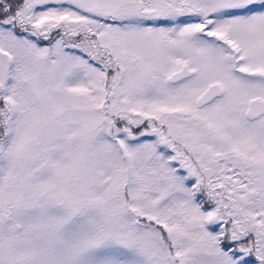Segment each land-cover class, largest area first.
I'll use <instances>...</instances> for the list:
<instances>
[{
  "label": "snow or ice",
  "instance_id": "6c2138e0",
  "mask_svg": "<svg viewBox=\"0 0 264 264\" xmlns=\"http://www.w3.org/2000/svg\"><path fill=\"white\" fill-rule=\"evenodd\" d=\"M0 264H264V0H0Z\"/></svg>",
  "mask_w": 264,
  "mask_h": 264
}]
</instances>
